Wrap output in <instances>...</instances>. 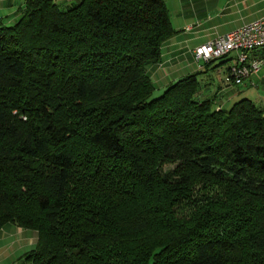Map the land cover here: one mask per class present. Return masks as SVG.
<instances>
[{
	"label": "trees",
	"instance_id": "16d2710c",
	"mask_svg": "<svg viewBox=\"0 0 264 264\" xmlns=\"http://www.w3.org/2000/svg\"><path fill=\"white\" fill-rule=\"evenodd\" d=\"M22 11L0 17V231H37L25 260L264 264V107L198 101L197 73L154 95L165 1Z\"/></svg>",
	"mask_w": 264,
	"mask_h": 264
},
{
	"label": "crops",
	"instance_id": "0c3cea01",
	"mask_svg": "<svg viewBox=\"0 0 264 264\" xmlns=\"http://www.w3.org/2000/svg\"><path fill=\"white\" fill-rule=\"evenodd\" d=\"M61 8L68 9L81 0H54ZM175 34L161 46V59L149 65L147 71L155 90L161 92L171 82L188 74L197 73L199 91L197 100L213 99L215 108H229L239 97L242 86H264V70L240 85L227 84L228 68L234 63L233 54L219 62L195 61L193 50L209 39L224 34L244 23L264 16V0H164ZM229 61L221 82L215 84L214 73L219 65ZM217 73V74H218ZM205 87L202 89L200 83ZM217 86V87H216ZM38 233L14 223L6 224L0 231V264H32L24 254L36 247Z\"/></svg>",
	"mask_w": 264,
	"mask_h": 264
},
{
	"label": "built area",
	"instance_id": "2783aa9c",
	"mask_svg": "<svg viewBox=\"0 0 264 264\" xmlns=\"http://www.w3.org/2000/svg\"><path fill=\"white\" fill-rule=\"evenodd\" d=\"M233 54L234 63L229 67L225 82L240 85L264 70V16L244 23L230 31L217 35L195 47L193 58L209 62Z\"/></svg>",
	"mask_w": 264,
	"mask_h": 264
},
{
	"label": "rangeland",
	"instance_id": "374dc122",
	"mask_svg": "<svg viewBox=\"0 0 264 264\" xmlns=\"http://www.w3.org/2000/svg\"><path fill=\"white\" fill-rule=\"evenodd\" d=\"M24 6H25V0H0V17L3 19V21L6 24L12 25L20 19L22 12H23L22 9L24 8ZM220 60L221 59H217L216 62H219ZM228 62L229 61L224 62L218 66L220 68L219 69L220 73L218 72H216V74L214 73L215 84L222 83L220 76L223 74L222 71L225 69V66ZM262 71L263 70H261V72ZM200 87H202L203 89L205 85L201 82ZM242 87H243V90L240 93L241 95L239 97L243 96L245 98H249L256 104L264 107V86L260 85L259 87H251V86L245 85ZM158 94H159V91L158 89H156L154 91V95L156 96ZM197 97L198 96L196 95V98ZM173 166H174L173 164L169 163V164H166L164 168L170 169V168H173Z\"/></svg>",
	"mask_w": 264,
	"mask_h": 264
}]
</instances>
